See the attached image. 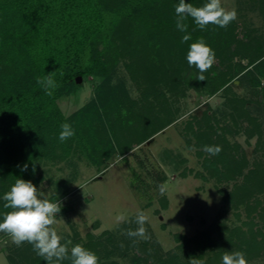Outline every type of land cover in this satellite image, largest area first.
Wrapping results in <instances>:
<instances>
[{
    "label": "rangeland",
    "instance_id": "obj_1",
    "mask_svg": "<svg viewBox=\"0 0 264 264\" xmlns=\"http://www.w3.org/2000/svg\"><path fill=\"white\" fill-rule=\"evenodd\" d=\"M263 1L221 0L225 9L235 8L237 12L232 21L234 41L203 73L205 81L198 80L200 73L196 66L188 65L187 51L167 41L156 44L155 53L141 47L133 60L126 53L119 60L110 83L123 84L129 98L151 105L156 116L169 114L170 124L124 155L117 152L99 168L77 155L67 162L39 166L37 178H42V182L37 189L44 198L57 196L61 209H65L60 210L52 225L62 237V244L68 240L72 244L101 243L100 255H109L102 262L109 264H130L134 256L141 254L136 245H145L155 264L159 259L189 264L191 251L194 249L195 254L199 251L192 244L184 246L176 236L190 241L203 234L219 244L203 249L201 258H197L203 264H222L223 253L236 247L225 243L229 237L236 244L250 240L247 248L241 245L247 264H264V184L257 182L260 186H254L256 168L264 169V133L261 142L257 136L248 138L242 130L246 124L241 129L239 125L235 128L230 118L233 100L242 99L246 109L263 120L264 80L259 77L260 87L254 90L239 77L248 60L264 53L260 50L264 47ZM121 41L130 52L132 45L128 38L121 36ZM143 55H153L159 70L150 72L154 80L149 78L146 83L140 80L138 84L125 65L136 63ZM229 73L239 77L229 84L230 90L212 91V78ZM100 82L92 77L81 79L74 94L59 99L63 114L69 116L87 104ZM144 94H148L146 100ZM207 121L230 127V132L217 133L224 134L233 149L230 154L237 162L232 167L227 162L223 167L216 160L222 174L208 167L207 160L215 155L205 152L206 145L198 141V130H206ZM240 167L241 173H236L235 169ZM159 184L165 185L163 194L158 190ZM61 191L65 195H60ZM141 210L148 217L144 225L150 237L147 240L126 235L127 230L138 227L136 213ZM119 214H124L127 222L117 224ZM15 246L9 235L0 234V264H8L6 256L12 254L10 250Z\"/></svg>",
    "mask_w": 264,
    "mask_h": 264
},
{
    "label": "trees",
    "instance_id": "obj_2",
    "mask_svg": "<svg viewBox=\"0 0 264 264\" xmlns=\"http://www.w3.org/2000/svg\"><path fill=\"white\" fill-rule=\"evenodd\" d=\"M185 2L200 7L207 0ZM178 3L179 0H0V220L4 212L11 211L3 207V195L10 190L16 178L31 181L37 187L42 182V178H37L39 166L67 162L76 155L99 168L117 152L124 155L170 124L169 114L156 116L151 105L129 98L123 84L112 85L110 80L125 53L133 60L141 47L154 52L153 47L160 41L175 44L188 52L189 45L202 37L214 50L215 57L233 43V22L225 28L209 24L200 30L189 17L184 21L187 31L180 32L175 23L174 5ZM186 34L192 39L182 43ZM121 36L128 38L132 45L130 52L126 51L124 41L119 43ZM263 49L260 50L264 52ZM138 59L141 60L125 65L131 78L138 84L140 80L143 83L149 78L154 80L150 72L159 70L155 57L143 55ZM46 75H51L55 81V88L49 89L51 95L37 83L38 77ZM77 77L83 80L97 78L101 82L87 104L65 116L58 101L74 94L81 86L75 82ZM239 77L251 89L259 88V77L264 80V53L248 60ZM239 77L231 73L222 78L215 76L212 78V91L222 89L227 93L229 84ZM147 98L148 94H144V99ZM232 108V125L235 128L239 125L241 129L245 123L242 130L248 138L257 136L261 142L264 116L261 122L260 116L246 109V102L242 99L233 100ZM210 121L206 122V130H198V141L203 146H220L221 151L207 162L208 167L222 174L216 160L219 159L223 167L227 162L229 167L237 162L230 154L233 149L224 134L217 133L230 132V127H219ZM65 122L72 126L75 134L61 142L58 138L60 125ZM215 122L218 123L217 120ZM25 164L27 170L22 171ZM256 169L255 188L264 184V169ZM235 172L241 173V167ZM64 193L61 191L60 195ZM48 200L55 202L57 196ZM203 236L198 235L190 241L180 236L176 239L187 247L192 244L199 251L195 254L193 249L190 257L201 258L203 249H210L214 244L219 246L216 240ZM225 243L236 246L233 251H243V244L246 248L250 246V240L236 244L233 237L227 238ZM75 244L94 252L99 258L98 264H109L105 260L102 262L109 255H100L101 243L74 241L72 246ZM136 246L141 254L134 256L130 264H155L153 254L145 245ZM10 251L12 254L6 256L8 264H46L27 242ZM60 264H71V261L65 259ZM157 264L175 263L172 259H159Z\"/></svg>",
    "mask_w": 264,
    "mask_h": 264
},
{
    "label": "clouds",
    "instance_id": "obj_3",
    "mask_svg": "<svg viewBox=\"0 0 264 264\" xmlns=\"http://www.w3.org/2000/svg\"><path fill=\"white\" fill-rule=\"evenodd\" d=\"M174 8L176 28L180 32L187 31L188 26L184 21L189 17L193 19L200 30H204L209 24L225 28L237 18L235 8L225 9L221 0H207L200 7L186 3L185 0H179ZM191 39L192 37L186 34L183 35L181 42L186 43ZM186 59L190 67L194 65L198 68L200 73L198 80L205 81L206 77L203 73L212 67L215 53L201 37L189 45ZM37 83L44 88L48 95L52 94L49 89L56 86L51 75H46L43 78L38 77ZM60 128L58 138L61 142L75 134L72 126L67 122L62 123ZM203 150L210 155H217L221 148L220 146H204ZM23 170H27V164L23 166ZM158 190L163 194L166 191L165 185L159 184ZM3 200L5 201L3 207L11 209V211L2 214L0 232L9 235L16 246L19 247L24 242L31 244L33 250L37 255L43 257L46 264H60L65 259H69L71 264H98L99 258L96 254L85 249L82 245L75 244L69 249V245H72L71 240L61 243L62 237L52 227L56 223V215L60 212L61 205L57 200L51 202L44 198L43 193L31 181L16 178L10 190L4 193ZM147 219L148 217L142 210L137 211L135 223L138 227L135 230H127L126 235L130 238L149 239L144 226ZM116 221L117 224L127 222V217L124 214H119L116 216ZM189 264H203V261L191 258ZM222 264H247V260L242 251H225L222 255Z\"/></svg>",
    "mask_w": 264,
    "mask_h": 264
},
{
    "label": "water",
    "instance_id": "obj_4",
    "mask_svg": "<svg viewBox=\"0 0 264 264\" xmlns=\"http://www.w3.org/2000/svg\"><path fill=\"white\" fill-rule=\"evenodd\" d=\"M80 81H81V77H77L76 80H75V82H76L77 84H79Z\"/></svg>",
    "mask_w": 264,
    "mask_h": 264
}]
</instances>
